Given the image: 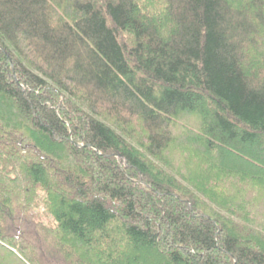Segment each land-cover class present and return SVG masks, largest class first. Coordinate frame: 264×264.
Masks as SVG:
<instances>
[{"label":"trees","instance_id":"16d2710c","mask_svg":"<svg viewBox=\"0 0 264 264\" xmlns=\"http://www.w3.org/2000/svg\"><path fill=\"white\" fill-rule=\"evenodd\" d=\"M61 263L264 264V0H0V264Z\"/></svg>","mask_w":264,"mask_h":264},{"label":"rangeland","instance_id":"374dc122","mask_svg":"<svg viewBox=\"0 0 264 264\" xmlns=\"http://www.w3.org/2000/svg\"><path fill=\"white\" fill-rule=\"evenodd\" d=\"M18 254V253H17ZM19 256V255H18ZM62 264V263H61Z\"/></svg>","mask_w":264,"mask_h":264}]
</instances>
